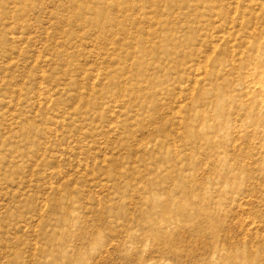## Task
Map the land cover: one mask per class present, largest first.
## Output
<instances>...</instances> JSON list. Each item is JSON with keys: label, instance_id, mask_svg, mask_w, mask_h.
<instances>
[{"label": "rangeland", "instance_id": "374dc122", "mask_svg": "<svg viewBox=\"0 0 264 264\" xmlns=\"http://www.w3.org/2000/svg\"><path fill=\"white\" fill-rule=\"evenodd\" d=\"M0 264H264V0H0Z\"/></svg>", "mask_w": 264, "mask_h": 264}]
</instances>
